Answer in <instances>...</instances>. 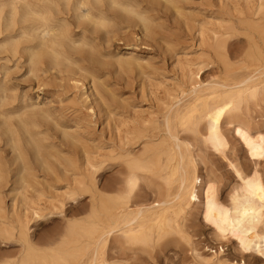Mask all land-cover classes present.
Segmentation results:
<instances>
[{
	"label": "rangeland",
	"instance_id": "374dc122",
	"mask_svg": "<svg viewBox=\"0 0 264 264\" xmlns=\"http://www.w3.org/2000/svg\"><path fill=\"white\" fill-rule=\"evenodd\" d=\"M127 1L145 15L148 27L115 11L108 14L104 25H86L87 32L81 37V30L71 22L69 29L79 44L67 51L73 64L54 67L45 63L35 77L29 74L27 43L17 33L0 36V229L15 231L10 240L0 237V264L20 259L23 248L15 235L20 227H27L29 240L41 249L68 224L84 220L91 210L90 193L71 195L82 184L89 191L93 181L99 189L119 184L124 170L119 155L142 146L133 145L135 135L153 133V123L161 121L193 84L206 87L224 79L226 65L210 47L215 37H227L224 33L232 26L236 31L228 36L229 66L231 73L245 72L242 60L249 43L236 18L246 17L260 0ZM7 36L11 37L4 39ZM12 45L17 50L14 57L9 52ZM86 53L92 59H86ZM245 124L253 133L264 127V111L252 106ZM25 125L29 135L24 134ZM224 131L228 143L224 155L205 154L197 162L202 183L196 190L199 195L207 186L213 188L218 201L227 206L239 188L233 167L244 175L255 168L264 180V158L252 162L235 133ZM14 144L19 149L16 152ZM155 187L141 183L130 207L152 205ZM175 190L173 185L171 192ZM202 201L199 196L188 202L178 216L182 235L169 236L145 250L107 245L105 264H264V255L252 248L244 250L234 235L223 239L215 235L200 213Z\"/></svg>",
	"mask_w": 264,
	"mask_h": 264
},
{
	"label": "bare ground",
	"instance_id": "6f19581e",
	"mask_svg": "<svg viewBox=\"0 0 264 264\" xmlns=\"http://www.w3.org/2000/svg\"><path fill=\"white\" fill-rule=\"evenodd\" d=\"M5 9H8V13ZM139 10L127 0H0V36L17 33V37L27 43L25 50L29 74L35 77L40 71L38 67L45 63L54 67L63 62L73 64L67 51L74 50L79 44L73 39L69 29L71 22L81 30V37L87 32L86 25H104L108 14L115 11L136 19L142 23L143 28L148 27V19ZM246 14L243 19L236 18L238 28L243 30L249 43V49L243 56L244 61L242 60L245 72L231 73L232 68L229 66L228 36L236 31L232 26L224 33L227 37L222 34L219 39L215 37L210 47L214 55L226 65L227 75L224 79L216 85L206 87L193 84L187 89L183 99L167 109L161 121L153 123V133H137L133 138V145L139 146L140 143V149H126L118 154V159L124 166L119 184L99 189L93 181L89 191L84 188L88 185L82 184L80 190L71 195L78 197L82 193H90L91 210L84 220L68 224L61 235L49 240L41 249L36 248L29 240L27 227H20L15 235L23 248L21 257L16 262L5 264H105L107 245L112 244L114 248L125 251L152 248L169 236L182 235L177 222L178 216L188 202L199 200V196L203 197L200 212L203 220L213 227L217 237L223 239L234 235L241 248H252L264 255V180L255 168L249 175H244L233 167L239 188L231 196L227 206L218 201L213 188L207 186L199 195V189L196 190L197 185L202 183L197 175L200 157L205 154L223 156L227 149L224 128L231 129L241 140L252 162L257 163L255 161L264 158V127L256 128L253 133L245 124L246 115L252 106L264 111V0H260ZM9 49L11 57H14L17 50L13 45ZM91 57L92 55L86 59H92ZM31 115L34 117L36 113ZM23 131L25 135H29L27 125ZM15 146L14 144L12 150L16 152L19 149ZM35 148L39 149L37 145ZM254 167L257 168V164ZM141 183H145L147 187L156 185V200L152 205L134 206L133 209L130 207L131 197ZM173 185L176 186L174 193L171 192ZM33 213L35 214L34 211ZM14 233L0 229V237L4 235L8 240L13 238Z\"/></svg>",
	"mask_w": 264,
	"mask_h": 264
}]
</instances>
